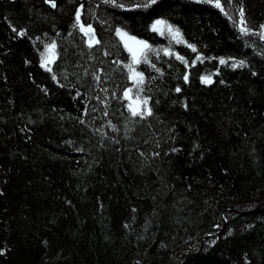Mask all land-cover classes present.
Returning a JSON list of instances; mask_svg holds the SVG:
<instances>
[{"label": "trees", "instance_id": "1", "mask_svg": "<svg viewBox=\"0 0 264 264\" xmlns=\"http://www.w3.org/2000/svg\"><path fill=\"white\" fill-rule=\"evenodd\" d=\"M55 4L0 0V264H264V0Z\"/></svg>", "mask_w": 264, "mask_h": 264}, {"label": "rangeland", "instance_id": "2", "mask_svg": "<svg viewBox=\"0 0 264 264\" xmlns=\"http://www.w3.org/2000/svg\"><path fill=\"white\" fill-rule=\"evenodd\" d=\"M154 24H155V22L153 23V25ZM167 26L168 25L165 23L158 25L157 27L159 30H157L155 32H157L161 35H167L171 39H175L177 41H180L181 40L180 36L177 35L175 33V31L169 32ZM152 30H153V26H152ZM118 33H120V34H118L119 40L121 41L124 48L131 54L132 59H133V65H132V68L130 71L129 79L133 84H137L140 81V79H139V75L137 74L135 67L141 61L145 52L147 51L148 44L144 41H141V40H138L134 37L128 36L127 34L122 35V34H125L122 31H118ZM138 42H143V43H138ZM144 45H147V47H144ZM53 58H54L53 49L48 48L47 52H46V59L49 61L48 62L49 64L53 61ZM48 63H47V65H48ZM124 95H125V98L128 100L129 110H130L129 106H131V110H130L131 112H132V110L139 111L142 108H147V105L145 106L140 99L136 98L134 95L131 94V89H127L125 91Z\"/></svg>", "mask_w": 264, "mask_h": 264}, {"label": "snow or ice", "instance_id": "3", "mask_svg": "<svg viewBox=\"0 0 264 264\" xmlns=\"http://www.w3.org/2000/svg\"><path fill=\"white\" fill-rule=\"evenodd\" d=\"M48 2L49 3H51V5H52V7H55L56 6V4H55V0H48ZM156 2V0H152V3H155ZM120 6H122V5H120ZM147 6V5H146ZM217 6H219V5H217ZM243 15H244V13H243V10H241V12H240V16H241V18L243 17ZM76 20H77V22H79L80 21V15H79V13H77V15H76ZM165 22L164 21H161V20H157L156 22H155V24L153 25V30L154 31H157V30H159L158 29V25H161V24H164ZM241 23L243 24V20H241ZM167 28H168V31L169 32H173V31H175V33L177 34V35H179V30L178 29H173L172 28V26L171 25H168L167 26ZM81 30L82 31H86V34H87V32L88 31H91V28H90V26H89V28L88 29H85L84 27H83V25H81ZM242 31H247V29L246 28H242ZM21 35H23V33H20ZM118 34H120V33H118ZM122 35H126V34H122ZM138 43H143V42H138ZM190 48H192V51H196V48L194 47V46H192V45H188ZM144 47H147V45H144ZM48 48L49 49H54L55 48V44H51V45H49L48 46ZM179 58V57H178ZM49 61L46 59L45 60V66L47 65V63H48ZM220 63H226V61H224V60H221L220 61ZM241 63V65L243 64V62H240ZM234 67L235 66H237V65H233ZM129 67H131V66H129ZM49 71H51V69L49 68L48 69ZM140 77H141V79H142V73H140V74H138ZM97 79H99L98 77H97ZM184 79L185 80H187V77H184ZM205 79V82H210L209 80H208V78L206 77V78H204ZM176 91L177 92H179L180 91V89L179 88H177L176 89ZM142 103L146 106L147 105V100L145 99L144 101H142ZM130 107V110H131V106H129ZM145 111L147 112V114H151V109L150 108H146L145 110H141V111H137V110H132V115L133 116H137V115H140V116H143L144 114H145ZM0 254H2V252H0Z\"/></svg>", "mask_w": 264, "mask_h": 264}, {"label": "water", "instance_id": "4", "mask_svg": "<svg viewBox=\"0 0 264 264\" xmlns=\"http://www.w3.org/2000/svg\"><path fill=\"white\" fill-rule=\"evenodd\" d=\"M202 1H205V0H202ZM211 5H214L213 3H211ZM91 34H89V38L91 39ZM201 248H202V246H200V249H199V252H200V250H201ZM199 252H197V254L199 253ZM186 256V255H185ZM184 257V256H183Z\"/></svg>", "mask_w": 264, "mask_h": 264}]
</instances>
